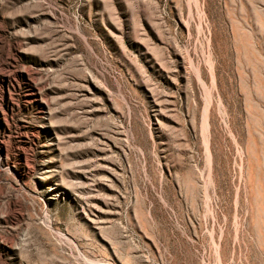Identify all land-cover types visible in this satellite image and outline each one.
I'll return each mask as SVG.
<instances>
[{
    "label": "rangeland",
    "instance_id": "1",
    "mask_svg": "<svg viewBox=\"0 0 264 264\" xmlns=\"http://www.w3.org/2000/svg\"><path fill=\"white\" fill-rule=\"evenodd\" d=\"M0 264H264V0H0Z\"/></svg>",
    "mask_w": 264,
    "mask_h": 264
}]
</instances>
